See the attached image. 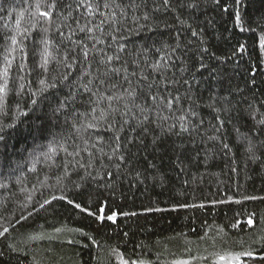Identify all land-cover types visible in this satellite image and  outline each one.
<instances>
[{
  "label": "snow or ice",
  "instance_id": "6c2138e0",
  "mask_svg": "<svg viewBox=\"0 0 264 264\" xmlns=\"http://www.w3.org/2000/svg\"><path fill=\"white\" fill-rule=\"evenodd\" d=\"M248 2L264 7V0ZM27 3L15 17L14 26L0 17V146L7 147L8 129L23 135L19 124H27V135L34 141L51 139L38 146L39 154L34 152V164L28 170L35 175V182L26 185L19 181L18 191L10 193L0 209V264H10L13 254L21 251L13 231L34 214L53 208L54 202L94 219L101 227L105 221L116 223L118 215L137 216L135 211L107 214L108 201L123 197L125 184L130 189L149 181L163 184L166 174L159 162L165 159L171 172L184 177L186 190L203 183L213 166L223 165L224 174L248 171L252 164L264 169V92L256 91L258 79L264 86V23L244 26V15L238 10L242 0H233L223 11L231 14L234 28L241 32L256 34L259 28L253 51L237 42L230 53L220 54L211 50L208 29L189 23L193 11L207 7L206 0ZM211 3L219 8L222 0ZM184 12H188L186 18ZM0 13L13 15L2 7ZM207 23L214 27L213 21ZM188 32L198 38L195 49L190 38H182ZM245 55L248 75L234 83V72L227 66L234 60L243 61ZM241 187L237 185L226 199L208 203L264 201V196L249 194ZM7 188L6 183H0V189ZM205 207L204 202L185 199L171 209L157 206L144 211ZM246 215V221L236 220L231 228L246 223L249 229L259 227L264 233V217ZM37 229L20 244L60 240L61 246L69 248L59 259L55 249L46 248L50 254L45 259L51 264H80V250L96 244L83 226H53L56 236L47 234L44 224H38ZM202 229L199 240L211 239L213 246L219 242L227 247V255H189L173 259L171 264H264V235L244 248L243 240L230 244L223 227L212 228L205 222ZM65 231L70 236L61 240L59 234ZM183 235L177 233L169 239ZM190 243L186 241V245ZM235 245L239 250H232ZM184 250L192 253L191 247ZM110 255L119 264H150L139 256L125 258L117 248H112Z\"/></svg>",
  "mask_w": 264,
  "mask_h": 264
},
{
  "label": "trees",
  "instance_id": "16d2710c",
  "mask_svg": "<svg viewBox=\"0 0 264 264\" xmlns=\"http://www.w3.org/2000/svg\"><path fill=\"white\" fill-rule=\"evenodd\" d=\"M206 2V8L202 5L199 10L192 12V19L189 20V23L193 27L200 24L208 29L206 38L213 45L211 50L218 54L221 52L230 53L231 47L239 42L249 45V52H252L253 38L259 33V28H257L256 34L241 32L238 27L234 28L231 14L223 11V7L232 4L233 0H222L219 8L215 7L211 0H206ZM0 7L13 13L9 16L0 13V17L6 19L9 25L14 26L15 17L23 8L28 7V3L27 0H0ZM238 10L244 15L245 27L249 24L256 27L257 23H264L261 21L264 7H261L260 3L252 5L248 0H242ZM187 15L188 12L182 13L185 18ZM3 19H0V25H2ZM209 20L214 22V27H209L207 23ZM217 36L221 38L216 39ZM182 38L185 41L190 38L193 41V49L199 43L198 38L191 37L190 32ZM237 63H239V67H236ZM227 67L230 72H234L235 79L233 82L240 83L248 75L245 71L249 68L248 56L245 55L243 61L234 60ZM262 70H264V66H262ZM256 91L258 93L264 92V86L259 84V79ZM18 127L23 135H18L15 130L8 129L7 147L0 146V183L8 185L7 189H0V209L5 203V198L13 191H18L19 181H23L26 185L29 182H35V175L28 170L34 164V152L39 154L40 147L38 146L47 144L48 139H51V137L48 139L41 137L34 141L31 136L27 135V124H19ZM159 163L161 164V171L166 174L163 184L159 182L154 184L149 181L131 189L125 184L121 189L124 193L123 197L115 200L110 198L108 201L110 207L106 208L107 214L110 215L112 211L118 213L135 211L138 213L137 216L118 215L116 223L105 221L104 226L101 227L99 222L94 219L70 212L66 206L61 207L59 203L54 202L53 208L48 211L42 210L39 215L34 214L29 220L22 222V226H18L17 231H13V240L19 244L21 251L19 255L13 254L10 264H30L32 261L39 264L41 260H44V264H51L45 259L50 254L45 252L46 248L50 251L55 249L57 259L64 252L69 251L67 245L61 246L60 240L49 241L45 239L20 244V241L27 240L29 234L34 235L39 231L37 229L38 224H44L46 233L52 236L57 235L52 231L53 226L65 229L83 226L87 232L94 236L96 244L80 250V264H118V259L114 255H110L112 248H117L125 258L139 256L150 261V264H171L173 259H186L189 258V255L210 256L212 253L227 255V247H221L219 242L213 246L211 239L199 240L198 235H203L205 229H202V225L205 222L212 228L218 226L225 228L229 243L243 240L244 248L252 245L254 240L258 242L260 236L264 235L259 227L249 229L246 223L237 229H232L230 226L236 220L246 221L247 213H255L258 218L264 217V201H246L240 205L234 203L211 205L208 203L212 199H226L227 195L235 193L237 185L242 186L241 190L247 191L249 194L264 196V169H261L258 164L249 165L248 171L239 174H224L221 172L223 165L220 167L213 166L208 170L210 174L204 176L203 183L192 185L186 190L182 185L184 177L178 178L175 172L170 171L172 167L170 162L165 159ZM35 167L39 170L41 165L35 164ZM204 171L201 169V172ZM82 199L87 202V196ZM185 199L188 202H193V200L197 203L204 202L206 207L202 210L144 211L145 208L157 206L163 209H171L174 203ZM193 228L196 229L195 232L192 231ZM126 232L128 236L124 235ZM177 233L184 235L175 240L169 239ZM59 235L61 240L70 236L66 231ZM186 241L193 243L186 245ZM85 243L89 242L85 241ZM186 246L192 248L191 254L184 250ZM232 250H239V245H235ZM193 264H205V262L194 261ZM247 264H253V261H248Z\"/></svg>",
  "mask_w": 264,
  "mask_h": 264
},
{
  "label": "rangeland",
  "instance_id": "374dc122",
  "mask_svg": "<svg viewBox=\"0 0 264 264\" xmlns=\"http://www.w3.org/2000/svg\"><path fill=\"white\" fill-rule=\"evenodd\" d=\"M118 264H119V261H118Z\"/></svg>",
  "mask_w": 264,
  "mask_h": 264
}]
</instances>
